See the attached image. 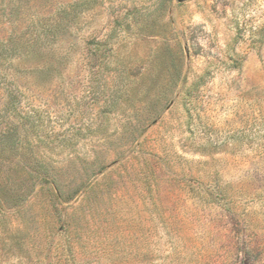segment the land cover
Here are the masks:
<instances>
[{"label":"rangeland","instance_id":"rangeland-1","mask_svg":"<svg viewBox=\"0 0 264 264\" xmlns=\"http://www.w3.org/2000/svg\"><path fill=\"white\" fill-rule=\"evenodd\" d=\"M0 264H264V0H0Z\"/></svg>","mask_w":264,"mask_h":264}]
</instances>
